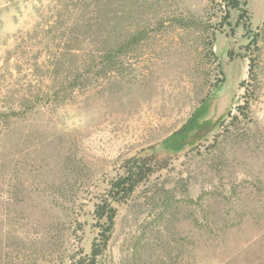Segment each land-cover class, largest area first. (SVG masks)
<instances>
[{
	"label": "rangeland",
	"instance_id": "374dc122",
	"mask_svg": "<svg viewBox=\"0 0 264 264\" xmlns=\"http://www.w3.org/2000/svg\"><path fill=\"white\" fill-rule=\"evenodd\" d=\"M231 1L0 0V65L50 64L72 21L91 48L110 38L115 63L60 77L49 93L65 101L0 134V264L89 253L94 209L134 156L156 171L113 203L105 264H264V0ZM205 98L209 126L164 153Z\"/></svg>",
	"mask_w": 264,
	"mask_h": 264
},
{
	"label": "trees",
	"instance_id": "16d2710c",
	"mask_svg": "<svg viewBox=\"0 0 264 264\" xmlns=\"http://www.w3.org/2000/svg\"><path fill=\"white\" fill-rule=\"evenodd\" d=\"M231 2L228 4L232 8L239 5V0ZM98 20H100L99 24L103 22V19H99V17ZM69 24L73 27L69 28L68 34H66V28L63 31V36H66L62 44L64 46L56 50L53 49L54 53L53 56H50V58L52 57V60L49 61L50 64H40L37 61L28 62L23 71L18 60H11L10 54L4 57L3 63L0 65V134L2 137L9 134L11 124H16L17 120L24 118L29 111L39 107L45 101L49 100L58 104L66 100V96L59 95L60 91L58 90L49 93L50 88L55 86V82L62 81L60 77H74L75 81V77H97V55L103 57L104 63L101 70L104 74L107 75L111 72L115 63L111 62L114 45H110V38L104 39L101 46L96 45L95 48H91L90 44L93 40L82 35V31L74 26L73 21ZM81 27L85 28L84 25ZM82 44L86 46L84 49H82ZM121 48L122 46L118 50ZM42 77H52L54 82L52 80L44 87L40 81ZM44 89H48V91L44 92ZM210 105V98L203 99L181 128L160 142L164 153L183 151L187 145L193 142L196 134L203 132L202 127L209 126V121H205L204 118L209 113ZM148 158L134 156L126 160L123 173L110 182L106 198L94 209L95 216L103 221L97 237L91 244L89 253L78 249L70 252L68 264H105L102 256L110 237L116 212L113 203L124 201L139 182L156 171L155 165L147 162Z\"/></svg>",
	"mask_w": 264,
	"mask_h": 264
}]
</instances>
